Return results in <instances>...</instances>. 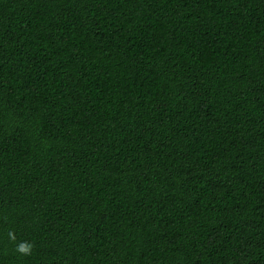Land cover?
Masks as SVG:
<instances>
[{"label":"trees","instance_id":"16d2710c","mask_svg":"<svg viewBox=\"0 0 264 264\" xmlns=\"http://www.w3.org/2000/svg\"><path fill=\"white\" fill-rule=\"evenodd\" d=\"M0 264H264V0H0Z\"/></svg>","mask_w":264,"mask_h":264},{"label":"clouds","instance_id":"9594fccd","mask_svg":"<svg viewBox=\"0 0 264 264\" xmlns=\"http://www.w3.org/2000/svg\"><path fill=\"white\" fill-rule=\"evenodd\" d=\"M30 247V246H29ZM29 247H25V246H23V245H21L20 247H19V251L20 252H22V253H28V251H29Z\"/></svg>","mask_w":264,"mask_h":264}]
</instances>
